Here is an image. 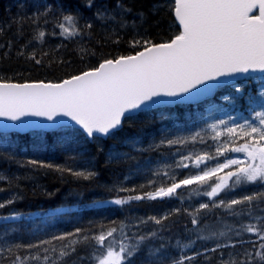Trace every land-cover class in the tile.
Returning <instances> with one entry per match:
<instances>
[{
    "label": "snow or ice",
    "instance_id": "obj_1",
    "mask_svg": "<svg viewBox=\"0 0 264 264\" xmlns=\"http://www.w3.org/2000/svg\"><path fill=\"white\" fill-rule=\"evenodd\" d=\"M0 59L60 69L0 71V264H64L81 247L90 264H264V0H15ZM57 148L63 163L39 158ZM47 170L86 207L181 205L70 231H49L69 219L59 206L3 211Z\"/></svg>",
    "mask_w": 264,
    "mask_h": 264
},
{
    "label": "trees",
    "instance_id": "obj_2",
    "mask_svg": "<svg viewBox=\"0 0 264 264\" xmlns=\"http://www.w3.org/2000/svg\"><path fill=\"white\" fill-rule=\"evenodd\" d=\"M138 3H143L145 7L148 6L152 2V0H137ZM15 0H0V16L4 15V10L9 4L14 5ZM12 12H15V7L13 6ZM55 42V41H53ZM71 47V45H69ZM67 58V57H65ZM75 66V65H74ZM9 70H15L21 73H31L34 78H41L44 76H54L58 74L60 69H50L46 70L44 67H40L39 69L37 66L33 65L31 68L28 67L27 63L21 60L15 59H0V71L7 72ZM23 78V77H21ZM150 127H158V125H152ZM125 128H128V125L125 124ZM137 129L131 128L129 131L135 132ZM117 135H120L119 133ZM113 138H106L103 143L104 144H111ZM85 155L91 156L94 154L95 145L94 142L87 144L84 146ZM31 151V149H28ZM64 155L62 151L57 149H48L44 151L39 158L49 159L53 163H63L64 162ZM143 155L147 156L148 153H144ZM155 155V153H153ZM101 167H103V159L99 160ZM6 163L0 161V168L6 167ZM19 167L21 173L30 171L29 168H25L22 166H17L15 163L10 165L11 170H15ZM120 172H124V169H119ZM183 175L184 173H179ZM32 176L34 179L30 180H22L21 183L24 184V189L18 193L22 196L21 199L16 200L12 205L7 206L3 209L4 212L10 210V208H14L16 210H27L29 208L35 209L37 207H45V208H56L62 207L66 209V216L69 219L60 218L58 221L53 222L52 228L49 231L54 229H60L63 231H70L72 227L75 226H83L85 221L98 219V218H105L107 220H112L114 217L119 219L123 218L125 215L135 214L138 216H145L148 215L150 212H162L165 208H171L173 206H180L181 202L178 197L176 198H163V199H156L154 201L144 200L140 202H133L130 205H126L121 208L119 205L108 204L102 205L98 207H86L83 206L82 202L79 201L71 192L70 189L74 187L70 180L61 181L59 178V174L53 172L52 170H47V172H32ZM143 178H151V177H136L130 178L129 183L140 184ZM112 179V174L107 170L104 169L101 174V180L105 182H110ZM40 185L42 187H46L47 191L52 192L54 189L55 191L53 195L48 196L41 192V189L36 187ZM35 189V191H33ZM147 190V189H145ZM251 189L242 188L238 192L233 194H243L244 191H248ZM186 191L185 188L181 189V193L183 194ZM126 194V193H121ZM8 198L7 192H0V199ZM230 198V197H225ZM187 199V196H186ZM194 202L199 203L200 199L194 197ZM207 199V197H204ZM183 206H187L184 204ZM214 218V217H213ZM183 215L179 219L176 220V223L173 226V231L179 232L183 235V226H182ZM21 232L15 233V238L22 240V242L27 243L30 240V237L27 234V229L31 228V221L21 220ZM84 251L87 252V249L81 247L78 248L75 257L70 256L64 264H71L73 260H76V264H90V261L87 259L79 260L78 257L80 252Z\"/></svg>",
    "mask_w": 264,
    "mask_h": 264
}]
</instances>
